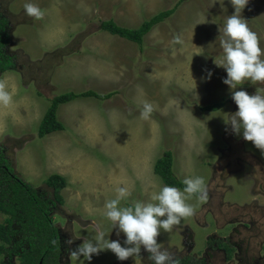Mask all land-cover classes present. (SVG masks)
Segmentation results:
<instances>
[{"label":"rangeland","instance_id":"rangeland-1","mask_svg":"<svg viewBox=\"0 0 264 264\" xmlns=\"http://www.w3.org/2000/svg\"><path fill=\"white\" fill-rule=\"evenodd\" d=\"M29 2L45 10L43 19L25 14ZM171 8L140 47L98 28L100 21L112 20L136 29ZM233 12L230 0H0V18L9 25L5 52L13 58V67L0 73L12 94L10 104H0V152L13 174L48 202L60 264H153L143 248L125 261L110 250L91 261L70 251L93 239L98 227L124 246L125 235L117 236L119 229L104 215L105 203L119 187L131 193L121 206L151 202L164 186L152 172L164 151L171 153L177 179H204L207 198L187 200L194 215L170 232L161 229L162 248L201 264H264V152L226 124L238 106L223 83L226 70L216 65ZM242 16L264 49V0H249ZM177 35L182 43H174ZM235 90L264 94V84L245 81ZM84 91L111 96L59 105L56 119L64 129L38 138L50 99ZM145 101L155 109L148 119L140 115ZM219 102L214 112L201 109ZM52 174L65 180L61 205L52 202L44 184ZM4 220L0 214V225ZM208 239L225 247L208 248ZM16 255L5 248L0 264H19Z\"/></svg>","mask_w":264,"mask_h":264},{"label":"clouds","instance_id":"clouds-1","mask_svg":"<svg viewBox=\"0 0 264 264\" xmlns=\"http://www.w3.org/2000/svg\"><path fill=\"white\" fill-rule=\"evenodd\" d=\"M234 12L229 15L223 27L220 45L224 56L217 66L226 70L227 77L223 83L232 90V99L238 110L231 113L226 124L239 135L242 132L246 141L264 152V94L259 90L250 95L245 90H235L237 85L251 81L253 84H264V49L260 46V37L242 16V11L249 0H230ZM25 14L37 20L43 19L45 10L34 3L24 4ZM181 36L174 37V43H182ZM209 78L211 72L208 73ZM12 102V94L7 90L5 81L0 80V104L7 106ZM154 105L148 101L143 104L140 113L143 119H148L154 111ZM183 190L173 186H163L151 196V202L136 201L131 206H121V201L131 195L125 187L116 189L114 199L105 203V217L111 221L113 228H118L116 235L123 233L126 237L124 246L119 240L106 238V233L97 228L96 236L84 240L78 247L71 249L70 255L77 259L83 257L91 261L93 255H99L104 250H110L118 260L125 261L141 254L143 248L153 264H179V260L158 242L161 229L170 232L179 225L182 218L194 215V207L187 203L192 195L199 199L207 198V190L202 177H189L183 180ZM67 245L72 239L65 241Z\"/></svg>","mask_w":264,"mask_h":264},{"label":"trees","instance_id":"trees-1","mask_svg":"<svg viewBox=\"0 0 264 264\" xmlns=\"http://www.w3.org/2000/svg\"><path fill=\"white\" fill-rule=\"evenodd\" d=\"M177 5V4H176ZM176 6H174L175 9ZM173 8L159 12L150 19L143 21L136 29H128L115 24L112 20L100 21L98 28L111 35L140 47L143 37L158 23L170 16ZM8 22L0 18V73L13 67V58L5 52L9 44ZM111 94H97L92 91L80 93L67 92L50 99L48 107L43 113L36 135L42 138L53 132L62 131L63 125L56 119L59 105L69 103L78 98H93L98 101L108 99ZM223 103H214L202 107L204 112H214ZM172 156L170 151H164L152 166V172L165 186L185 187L183 181L177 179L172 171ZM44 184L51 191V200L56 205L62 204L60 191L65 187V180L57 174L48 176ZM197 196V195H192ZM0 214L5 216L4 224L0 225V254L7 248L16 253L19 264H60L61 244L58 231L49 218L48 202L37 195L30 185L22 182L13 174L11 166L0 152ZM16 225V229H14ZM13 237H17L16 240ZM207 247L223 248L224 243L219 240L208 239ZM225 245V244H224ZM213 248V247H212ZM227 257L231 248H224ZM179 264H201L191 256L178 259Z\"/></svg>","mask_w":264,"mask_h":264}]
</instances>
